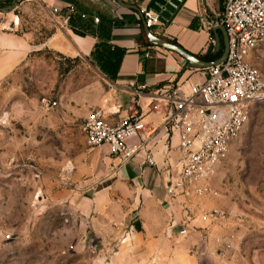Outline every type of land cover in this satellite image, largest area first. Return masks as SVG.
<instances>
[{"label":"rangeland","instance_id":"rangeland-1","mask_svg":"<svg viewBox=\"0 0 264 264\" xmlns=\"http://www.w3.org/2000/svg\"><path fill=\"white\" fill-rule=\"evenodd\" d=\"M21 2L18 32L39 46L0 79V264H264V97L209 179L217 195L165 191L167 202L148 215L155 243L136 244L141 184L127 183L81 131L117 56L99 49L71 58L43 47L58 29L35 2ZM248 62L264 83V41Z\"/></svg>","mask_w":264,"mask_h":264},{"label":"crops","instance_id":"crops-1","mask_svg":"<svg viewBox=\"0 0 264 264\" xmlns=\"http://www.w3.org/2000/svg\"><path fill=\"white\" fill-rule=\"evenodd\" d=\"M13 1L6 0L5 4H0V79H4L8 72L27 59L32 51H35V46H39L31 42V35L18 32L19 19L14 9L23 2L20 0L14 5L10 4ZM24 1L35 2L43 12L52 8L62 9L68 5H73L76 9L70 25L51 33L44 41L43 47H52L62 56L71 58H91V54L101 47L119 54L114 78L105 76L106 89L97 94L88 105L89 113L93 109H102L106 113L107 121L116 124L133 109L139 110L147 128L159 133L149 144L154 155V167L141 166L140 157L121 166L117 158L108 156L117 164L120 176L127 183L135 186L141 184L140 189H136L138 206L132 210L135 218L131 225V237L136 244L144 247L153 245L156 239L154 233L150 232L149 211L156 208L159 212V205L167 202L165 186L168 180L163 188L161 182L166 173L175 174L178 171L175 166L178 154L175 149V136L169 141L161 131L162 114L149 112V96L175 84L185 91L190 85L202 82L204 78L178 56L150 46L143 35L139 16L134 11L119 7L114 0ZM122 1L136 6L139 10L146 9L150 2ZM226 1L221 0L218 9L214 0H205V4L202 0H186L169 26H156L151 33L174 42L200 59L214 61L217 58H213L216 54L213 53L214 43L210 41L211 37L214 41V36L212 32L204 29L203 25L221 14ZM94 18H98L97 23L93 22ZM219 38L222 40L220 34ZM94 149L99 151V148ZM100 149L107 153L105 147ZM136 216H140V219ZM157 225L158 239L160 231L163 230L159 219Z\"/></svg>","mask_w":264,"mask_h":264},{"label":"built area","instance_id":"built-area-1","mask_svg":"<svg viewBox=\"0 0 264 264\" xmlns=\"http://www.w3.org/2000/svg\"><path fill=\"white\" fill-rule=\"evenodd\" d=\"M164 1L176 8L186 0ZM164 11L165 6H159L158 12L140 10L146 28L161 26L159 15ZM75 13V7L68 5L52 8L45 15L54 27L63 29ZM93 22L97 23L98 18ZM217 26L223 27L228 41L225 60L197 70L203 81L185 91L175 84L149 96V112L162 114L161 131L169 141L176 138L178 171L169 176L165 188L170 198L191 195L208 199L217 195L209 186V179L247 123L249 107L264 97L261 73L248 62L264 41V0H227L221 14L203 28L211 32ZM210 41L214 43L212 37ZM81 131L88 148L105 147L108 156L117 158L121 166L137 157L141 158V166L155 165L149 144L159 133L147 128L139 110L133 109L116 124H110L102 109H93L84 119Z\"/></svg>","mask_w":264,"mask_h":264},{"label":"water","instance_id":"water-1","mask_svg":"<svg viewBox=\"0 0 264 264\" xmlns=\"http://www.w3.org/2000/svg\"><path fill=\"white\" fill-rule=\"evenodd\" d=\"M19 1L20 0H14L10 4L14 5L16 2H19ZM114 1L119 7L126 9V10L134 11L139 16V19L141 21L143 35L150 46L163 49L167 52H170L178 56L187 64L188 67L195 69V70H202V69H207L210 67L217 66L218 64H220L222 61L225 60L227 49H228V41H227L226 33L222 26H217L211 29V32L214 36L213 53L214 54L220 53V55L216 60L208 62V61H205L203 59H200L188 53L187 51H185L184 49H182L180 46H178L172 41L166 40L165 38L157 37L154 34H152L149 31V29L146 28L145 22L140 13V10L136 6L125 4L123 3L122 0H114ZM5 2L6 0H0V4H5ZM202 2L203 4H205V0H202ZM219 34L221 35L222 40H220Z\"/></svg>","mask_w":264,"mask_h":264},{"label":"trees","instance_id":"trees-1","mask_svg":"<svg viewBox=\"0 0 264 264\" xmlns=\"http://www.w3.org/2000/svg\"><path fill=\"white\" fill-rule=\"evenodd\" d=\"M159 6H165V11L162 12L159 15V20H160V23H161V27L162 28H166L167 26H169L172 23V21L176 17V15H177V13H178V11H179V9L181 8L182 5L181 4H177L176 8H173L171 6L166 5L164 0H150V2L148 3L146 9L154 11V12H158L159 11ZM71 19L69 20L68 25H70ZM153 28H150L149 31L151 32ZM99 49L108 50L109 51V49L106 48V47H101ZM99 49L97 48L95 50V52H93L91 54V57L97 56V55H101L100 53L97 52ZM110 53H111V56H113V55L117 56V62H116V65H115L114 72L111 75H108L111 79H113L114 78V74H115V70L117 69V66H118V63H119V54L115 53V52H110ZM219 55H220V53L216 54L213 58H218Z\"/></svg>","mask_w":264,"mask_h":264}]
</instances>
